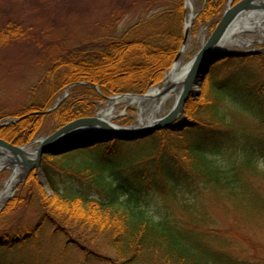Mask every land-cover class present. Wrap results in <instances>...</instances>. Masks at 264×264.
I'll return each instance as SVG.
<instances>
[{
  "label": "trees",
  "instance_id": "obj_1",
  "mask_svg": "<svg viewBox=\"0 0 264 264\" xmlns=\"http://www.w3.org/2000/svg\"><path fill=\"white\" fill-rule=\"evenodd\" d=\"M121 1L116 0L110 14L106 13L95 22L100 29L90 32L84 41L75 45L50 46L46 59L41 62L43 74L38 82L41 87L48 88V93L43 103L31 102L12 113L13 116H23L20 124L30 121L29 125H38L37 131L45 132L50 128L46 125L40 128L39 122L46 118L54 123L52 128H61L75 120L92 117L109 95L144 94L163 80L183 41L184 0H173L174 8L161 11L148 20H139L123 33L116 32L125 16L126 5ZM225 1L208 0L205 11L200 13L196 22L217 19ZM1 15L0 46L26 39L36 42V35L29 34L32 29L27 31L23 23L17 24L10 19L1 27L7 19L3 20ZM263 72L264 55L226 58L214 67L210 75V101L199 104L192 113L198 120L195 127L179 131L168 129L141 140L137 143L148 144L144 148L148 150L136 148L132 157L131 152L122 147L118 150L110 147L108 152L114 153L102 154L106 166L121 168L110 163L114 159L125 161L137 178L138 188L126 200L118 196L120 186L114 187L104 176L103 167H98L94 161L84 164L76 160L77 155L87 150L60 156L45 155L44 170L54 194L50 196L36 181L29 182L26 189L28 199H20L19 195L8 206L5 215L17 213L31 198L34 203L30 205L35 206L38 220L34 226L26 222L23 227L19 221L9 225L4 222L5 226L2 223L0 250L20 251L36 244L48 230V239L63 233L67 241L74 239L75 246L86 254L88 260L98 258L107 264H226L233 259L242 264H259L249 257L240 258L229 253L228 241L225 248L217 247L211 241L216 237L202 230L199 223L201 215L190 213L188 225L175 217L172 207L164 206L159 200V206L164 207L158 219L150 214L147 207L149 202L157 200L158 195L169 201L182 186L191 190L195 184V190L211 188L228 207L246 210L250 214V207L254 206L258 210L252 211L258 215L261 198L256 193L252 194V185L255 184L252 178L264 182V78L259 75ZM76 83L82 84L72 87L69 98L55 111L46 114L62 90ZM92 85L98 86L100 92ZM234 114L252 119L261 132L253 133L237 126ZM10 115L0 112V120ZM19 123L13 126L10 135L26 132V128L21 130L18 127ZM28 132V137L37 133L34 127ZM28 141L25 139L24 142ZM119 144L126 143H111L113 147ZM221 153L237 154L235 160L239 159L223 166L218 162ZM135 164L137 166L133 167ZM58 174L63 175L66 182V176H92L106 196L99 200L78 192L65 194L56 184ZM142 186L149 189H141ZM150 189L155 191L153 195L148 192ZM76 205L85 214L76 212ZM196 217L198 220H194ZM98 238L107 242L106 249L104 243L96 245Z\"/></svg>",
  "mask_w": 264,
  "mask_h": 264
},
{
  "label": "rangeland",
  "instance_id": "obj_2",
  "mask_svg": "<svg viewBox=\"0 0 264 264\" xmlns=\"http://www.w3.org/2000/svg\"><path fill=\"white\" fill-rule=\"evenodd\" d=\"M116 0H0V14H2L3 20L7 18L1 27L5 26L7 23L12 22L17 24H22V26L29 31V34L36 35V42L30 40L21 41L20 43H11L8 46H0V112L11 114L8 117L0 120V138L9 142L12 145L17 147L30 146V144L39 141L40 139H45L53 135L60 128H52L54 123L46 118L39 122V127L43 128L45 125L50 128V130H44L42 132L37 131L38 125L36 127L29 125L30 121H24V124L21 119L23 116H13L12 113L20 111L25 106L35 103H43L45 96L47 95V87H41L38 83L42 77L43 71L41 70V62L46 59V54L49 51L50 46L52 45H75L81 41H84L89 33L95 32L100 29V26L95 25V22L103 15L111 12V8L114 6ZM125 5V16L121 20L118 27H116V32H125L130 27H132L139 20H148L152 16L160 13L161 11L168 10L169 8H174L173 0H122ZM121 1V2H122ZM193 4V9L195 13V19L193 24L190 27L189 31H186V21L189 15V8L187 5V0H184V10H183V41L182 48L186 45V50L181 53L180 61L183 64L191 63L195 58L198 52L201 50L203 45L207 42L215 28L218 26L221 21L224 12L229 7L230 0H226L224 7L220 12L219 16L215 20L210 22L201 23L202 21H197V14L205 11L206 4L208 0H191ZM239 0H236V2ZM137 2V3H136ZM212 8V6H210ZM208 11H211L208 8ZM107 15V16H108ZM1 19V17H0ZM103 20V19H100ZM17 30V29H16ZM259 33H240L237 35V38H245L249 44H233L227 43L226 47L230 52H256L264 50V42H260ZM264 55V52L263 54ZM176 63V59L172 63L171 68ZM221 62H217V66ZM250 65L251 67L254 66ZM170 68V70H171ZM253 69H256L254 67ZM169 70V71H170ZM168 71V72H169ZM96 72V71H95ZM102 72L99 71V73ZM168 72L164 75L162 82L157 85L152 86L144 94H148L155 87L161 85ZM93 73V72H92ZM210 75L205 76L204 73L200 74V85L199 91L195 93V96H191L186 104V107L183 113L180 116V122H194L197 123L198 120L192 116L194 109L199 104H206L210 101L212 92L210 86ZM261 79L264 78V72L259 73ZM70 85L62 90L58 98L56 99L54 107L61 99H63L67 94V89ZM49 91V90H48ZM100 89L98 87V90ZM71 93V91H70ZM124 93H115L109 95L107 99L102 101V103L97 107L95 114L92 117L98 116V114L104 109L110 102V98L115 97ZM130 95H141V94H132ZM172 109V104L168 103L163 106L161 111L157 114L151 113L148 109L146 110V120L147 119H156L159 120L167 116ZM231 112H234L233 109H230ZM14 114V113H13ZM115 118L111 120L112 124L118 125L122 128L128 130H137L130 129L134 125H137L140 119V108L137 106H131L127 103L118 104L115 108ZM235 115L236 125L243 127L249 132L258 133L261 132L258 129L257 124L252 120L248 119L245 116ZM20 121H15L19 120ZM183 120V121H182ZM177 122V126L181 123ZM19 123L18 127L23 130V127L26 128V132L11 134V129ZM31 127H34L36 134L28 137L29 130ZM39 128V129H40ZM100 129H97L95 133H92L87 136H81L80 138H86L85 140L89 141H79L80 144L83 142L91 143L93 139L106 140L108 138L109 132L105 128L99 126ZM144 127H141V129ZM28 132V134H27ZM33 132V131H31ZM10 138V141H8ZM89 138V139H88ZM25 139L30 141L24 142ZM91 140V141H90ZM118 141V140H117ZM113 141L107 142L110 144L106 147H95V149H90L77 155L76 160L80 163L87 164L86 162H96L95 165L98 167L104 168V176L112 182L114 187L120 186L121 189L118 191V196L122 200H126L130 196L133 190H137L138 186L136 185L137 178L132 175L131 167H127L125 161H120L114 159L113 162L110 160V165H119L121 168H112L104 164L103 155L104 153H114L108 152L109 148L115 149H125L126 151L131 152L130 156L134 155L136 148L138 150L141 148V151H146L144 149L148 144L144 142H133V141H121L126 144H119L118 146L111 145ZM149 143V142H148ZM150 144V143H149ZM96 145V144H95ZM122 147V148H121ZM93 148V147H92ZM117 152V151H116ZM7 150L0 149V159L6 160L10 163H17L18 160L23 161L19 155L11 153L8 158ZM19 157V159L17 158ZM237 154H220L218 156V162L223 164V166H229L231 160H235ZM232 158V159H231ZM44 160V159H43ZM36 161V160H35ZM131 159L128 161L130 163ZM46 162V161H45ZM14 163V164H15ZM44 165V162H43ZM24 169V175L16 186L15 191L12 196L4 203L0 209V229L3 226L9 225L13 221H19L20 226L23 227V224L30 222V225L37 222L36 217L38 216L35 212L34 207L30 204L34 203L30 198L27 201L26 205L20 209L17 213L13 215H5L8 213V206L17 200V197L20 195L21 198H27V186L30 181H36L43 190L46 191L50 196H53L54 192L49 184V180L46 177V173L42 167L33 168L32 171L28 170L26 167L21 165ZM137 165H133L136 167ZM87 167V166H85ZM84 167V168H85ZM141 171V169H139ZM74 174H76L74 172ZM11 175L9 168L2 169L0 171V194L4 189V185L8 181ZM73 175V174H72ZM68 181H63V175L58 174L56 179V184L59 186L60 190L63 193L67 194L69 192H78L84 196L102 199L106 196V193L98 187L94 178L91 176H82L74 175L66 176ZM254 185H252V194L256 193L260 196L259 200V213L255 215L252 210L256 209L254 206L250 207V214L244 210L240 211L232 207H228L225 201L216 196L212 189H196L195 184L192 185L191 190L189 188L182 186L178 189L177 194L172 195V199H164L163 196L158 195L157 200L149 202L148 210L152 216H155L157 219L163 213L161 210L162 207L168 205L172 207L175 214V217L182 223H187L189 225L190 213H196L201 215L199 223L202 225V230L213 234L216 238L211 239L217 247L220 249L226 245V241L229 245L228 252L236 254L237 257H249L250 260H255L259 264H264V182L259 178H252ZM147 187V186H146ZM146 187H141L144 189ZM169 188V187H166ZM194 188V189H193ZM149 189L146 188L147 191ZM255 190V191H254ZM152 195L155 193L150 189ZM259 198V197H258ZM164 204L161 207L157 202ZM36 202V201H35ZM182 202V204H181ZM199 203V204H197ZM195 207V209H194ZM76 212H84V210L79 206H74ZM258 210V209H256ZM246 211V212H245ZM161 213V214H160ZM36 214V215H35ZM8 216V217H7ZM194 220H198L196 217ZM5 222V224H4ZM48 230H45L41 238H39L36 244L24 247L20 251L12 252L10 250H0V264H107L106 262L92 258L91 260L87 259L86 254H84L79 248L75 245L70 244L66 245V236L63 233H58L55 236H52L51 239ZM55 232V230L53 231ZM57 232V231H56ZM1 234V233H0ZM223 242V243H222ZM104 243V248L106 249L107 242H102L100 238L97 239V246ZM66 245V246H65ZM66 248L65 251L62 249ZM100 248V247H99ZM99 249V250H103ZM225 248V247H224ZM227 249V248H226ZM100 251V252H101ZM105 253L110 257L109 253ZM112 257V256H111ZM110 257V258H111ZM234 261V262H233ZM229 260L226 264H242ZM245 264V263H243ZM255 264V263H247Z\"/></svg>",
  "mask_w": 264,
  "mask_h": 264
},
{
  "label": "water",
  "instance_id": "obj_3",
  "mask_svg": "<svg viewBox=\"0 0 264 264\" xmlns=\"http://www.w3.org/2000/svg\"><path fill=\"white\" fill-rule=\"evenodd\" d=\"M264 0H243L233 7H229L221 22L208 39L206 44L202 47L200 52L196 55L193 62L191 63L190 69L187 73L184 87L181 93V96L178 100L177 105L173 108V110L163 119L156 122L153 125L146 126L144 128H138L137 130H128V129H120L115 126H112L106 122L99 120L97 117L93 118H86V119H79L75 122H72L53 135L45 138L42 142L40 147L37 150L36 161H31L27 158L26 154L24 153V147H17L13 146L4 140L0 139V148L8 150L15 155H19L21 157L22 164L27 169L31 170L33 168L41 167L42 159L45 154L50 155H61L66 154L77 149L87 148L96 143H103L108 142L115 139L121 140H137L149 137L156 133L159 130L165 129L170 127L183 113L184 106L190 96H195L193 91L195 82L197 77L200 78V74L204 73L205 76L209 75L211 72L212 67L219 62L220 60L232 55V52L227 50H220L216 51V47L222 42L225 33L227 32L228 28L232 25V23L237 19V17L244 13L245 11H252V10H264ZM262 51L252 52V54H260ZM248 53H242V55H247ZM59 105V104H58ZM53 109L50 110V112ZM195 123L193 122H183L180 128L184 127H192ZM99 126L106 129L109 132L106 140H99L93 139L91 143L83 142L82 144L79 141H89L85 140L86 138H80L78 136L76 138H70L67 141L61 142L57 145H53L55 141L58 139L64 138L65 136L72 135L74 133H80L82 129H95L99 128ZM92 134V133H91ZM90 135V134H89ZM87 136V135H82ZM89 137V136H87ZM89 139V138H88ZM91 141V140H90Z\"/></svg>",
  "mask_w": 264,
  "mask_h": 264
},
{
  "label": "bare ground",
  "instance_id": "obj_4",
  "mask_svg": "<svg viewBox=\"0 0 264 264\" xmlns=\"http://www.w3.org/2000/svg\"><path fill=\"white\" fill-rule=\"evenodd\" d=\"M187 5L189 10V15L186 21V29L189 30L191 23L194 19L195 13L193 9V4L191 0H187ZM259 33L260 42H264V11L262 10H254V11H246L242 13L234 23L229 27L228 31L225 33L223 41L216 47V51L220 50H228L226 47L227 43L233 44H249L245 38L239 39L237 35L240 33ZM187 46L185 45L182 49V53L186 50ZM190 68V63L183 64L180 59L173 65L171 70L166 75L164 82L151 90L148 94L144 96H135V95H120L114 97L108 105L102 109V111L98 114V119L106 122L112 123L111 120L115 118V108L118 104L127 103L131 106H137L140 108V119L137 125H134L130 129H138L141 127L152 125L156 122V119H147L145 116V112L148 109L153 114H157L165 104L171 103L172 108L175 107L178 103V100L181 96L184 82L187 76V72ZM201 79L197 77L193 91L197 93L199 91ZM115 127L123 129L118 125ZM99 129V128H97ZM97 129H82L79 133H74L69 136H65L64 138L58 139L53 143V145H57L61 142L67 141L70 138H76L82 135H89L91 133H95L98 131ZM42 140L36 141L30 148L24 149V153L26 156L32 160H35L37 150L41 145ZM8 158H12L9 155L11 152H8ZM19 159V157H17ZM21 160H18V162ZM10 163L6 160L0 159V171L5 168H9L11 171V175L4 185V189L0 194V209L4 205V203L12 196L13 192L16 189L19 181L24 175V169L19 163Z\"/></svg>",
  "mask_w": 264,
  "mask_h": 264
}]
</instances>
